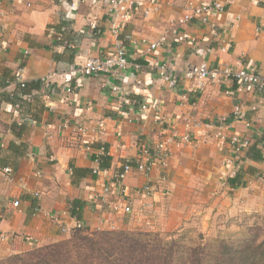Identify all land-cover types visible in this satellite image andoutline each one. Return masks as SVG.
Listing matches in <instances>:
<instances>
[{
    "label": "crops",
    "instance_id": "1",
    "mask_svg": "<svg viewBox=\"0 0 264 264\" xmlns=\"http://www.w3.org/2000/svg\"><path fill=\"white\" fill-rule=\"evenodd\" d=\"M187 1L159 0L158 9L144 17L145 10L153 9L152 2L137 0L119 33L129 67L114 75L82 78L76 71L84 60L107 55L114 42V17L99 0H85L74 9L71 0H0V169H12L9 175L0 172L1 259L61 240L67 234L61 227L71 230L77 222L90 231L123 228L138 209L153 204L160 193H175L186 177L197 174L205 182H219L240 210L264 206V92L252 86L238 90L232 80L202 83L196 89L183 77L185 69L201 62L264 74V0H198L219 1L226 10L211 14L206 24L179 26L176 36L168 34L167 45L148 52L141 41L153 43L169 33ZM155 62L171 68L177 90L159 80ZM19 69L23 83L31 86L50 76L42 91L34 88L30 98L23 97V109L2 98L19 92ZM236 106L240 113L233 118ZM29 117L36 119L35 125L24 122ZM188 117L201 126L190 144L176 148L175 137ZM222 118L233 120L229 133L247 139L248 148L262 146L261 161L246 158L248 148L236 160L229 143L213 138V126ZM98 121L104 122L105 132L93 147L104 146L109 175L126 162H136L144 147L166 142L171 150L167 169L155 165L147 176L132 172L126 178L129 215L103 212L94 203L103 177L89 172L99 169V163L80 137L60 128L64 122L93 128ZM74 169L87 175L81 178ZM238 171L244 173L245 184L233 188L227 179ZM145 184L155 190L149 197L135 193ZM242 196L246 199L241 201ZM74 200L82 204L78 221L70 214ZM14 201L19 202L17 208ZM52 213L60 224L47 216Z\"/></svg>",
    "mask_w": 264,
    "mask_h": 264
},
{
    "label": "built area",
    "instance_id": "2",
    "mask_svg": "<svg viewBox=\"0 0 264 264\" xmlns=\"http://www.w3.org/2000/svg\"><path fill=\"white\" fill-rule=\"evenodd\" d=\"M85 0H71L70 7L74 9L78 3ZM102 6L114 17V25L111 30V36L114 40L110 53L105 56L88 58L79 66L76 75L82 78H93L98 76L114 75L119 72L125 71L129 67V59L127 50L123 42L119 38L122 24L129 20L132 8L138 4L137 0H99ZM153 9L145 10L144 17L153 13L158 9L159 0H151ZM226 10L225 5L219 1H212L208 3H201L198 0H188L182 16L171 23L169 33L161 35L156 42L150 43L142 40L141 44L144 45L148 52H153L162 46L168 44V34L172 36L177 35V28L181 25L191 23L193 21L206 24L209 17L213 13H223ZM57 41L61 40V36L56 38ZM225 51V48H221ZM152 67L157 71L159 80L170 90H177L179 83L176 75L171 68L166 64L155 62ZM23 70H18L17 79L19 84L23 86L22 81ZM183 77L194 83L196 89L201 88L202 83H217L221 84L224 81L232 80L237 84V89L241 90L243 87L252 86L258 91L264 92V74H256L246 68L234 67L231 65H218L209 66L207 63L201 62L197 65H192L183 71ZM50 76L44 79L47 83ZM72 87H67L65 91L72 93ZM115 91L116 88H113ZM147 104L141 107L144 113L147 110ZM240 113V107L236 106L232 112V117L235 118ZM24 122L27 124L35 125L33 119L26 118ZM201 125L194 121L191 117L184 118L183 131L179 133L174 140L176 148L190 144L194 135V131L199 129ZM233 120L222 118L219 119L213 126L212 136L220 143H229L232 147L234 159H238L242 152L248 148L249 141L239 137L237 134L229 133L232 130ZM61 130H68L74 137H80L84 141L85 150L95 155L94 161L99 163L98 158L105 153V148L102 144L94 148V144L98 142V137L105 132V125L103 121H98L93 128L86 127L80 124H70L64 122L60 126ZM205 135V134H204ZM171 157V150L166 142H157L151 147H144L136 162L124 163L120 170L113 172L109 175L106 169H94L93 175L102 176L103 181L98 184L97 190L94 193L93 201L97 204L98 208L112 215H129L132 213V207L128 203L127 188L124 187L126 178L132 173L136 172L147 176L155 165H159L162 169H167ZM231 163V161H230ZM4 175H9L12 169L9 167L0 169ZM38 175V173H37ZM155 192L154 188L145 184L135 191L138 195L146 197L151 196ZM38 197V194H34ZM13 207L19 206L18 201L12 203ZM150 206V205H147ZM56 223L60 224V217L57 214L47 215ZM82 227L80 223H76L74 228ZM108 230L114 231L112 226H108ZM68 229L61 227L62 233H68ZM3 240L4 237H1ZM1 260V258H0Z\"/></svg>",
    "mask_w": 264,
    "mask_h": 264
},
{
    "label": "trees",
    "instance_id": "3",
    "mask_svg": "<svg viewBox=\"0 0 264 264\" xmlns=\"http://www.w3.org/2000/svg\"><path fill=\"white\" fill-rule=\"evenodd\" d=\"M17 87V94L12 95L10 99L6 95H2V98L23 109L27 107L23 97L30 98L34 88L37 92L42 91L44 84L36 82L31 86L24 83L23 86L18 84ZM10 148L18 150V147L12 144ZM261 149L262 146L259 148L257 145L249 147L246 158L261 161ZM23 153L24 151H21L19 156ZM98 161L99 169L109 168L110 157L107 155L99 157ZM89 173L95 177L92 171ZM73 174L80 175L81 178L87 175L86 172L76 169ZM243 177L244 173L238 171L228 178L227 182L233 188L244 186ZM71 205V216L77 221L80 220L78 213L82 204L74 200ZM250 230L249 238L232 244L221 241L216 251L208 254L201 244L186 247L176 239L167 240L155 233L90 231L82 226L69 230L68 233H71L66 240L1 259L0 264H264V229L255 226Z\"/></svg>",
    "mask_w": 264,
    "mask_h": 264
},
{
    "label": "rangeland",
    "instance_id": "4",
    "mask_svg": "<svg viewBox=\"0 0 264 264\" xmlns=\"http://www.w3.org/2000/svg\"><path fill=\"white\" fill-rule=\"evenodd\" d=\"M231 194L217 181L205 182L198 174L193 178L186 177V184L183 182L175 193L167 196L160 193L153 204L138 209L133 220L115 231L155 233L167 240L176 239L186 247L201 244L208 254L214 253L221 241L237 243L249 238L250 228L261 226L264 229V206H258L257 211L240 210L233 206ZM243 199L246 197H240L241 201ZM70 233L64 234L61 240L39 247L66 240Z\"/></svg>",
    "mask_w": 264,
    "mask_h": 264
}]
</instances>
